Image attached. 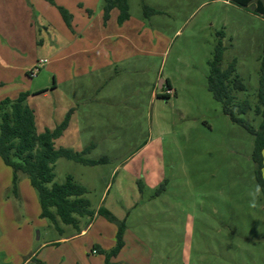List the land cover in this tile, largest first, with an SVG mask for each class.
Masks as SVG:
<instances>
[{
    "label": "rangeland",
    "instance_id": "374dc122",
    "mask_svg": "<svg viewBox=\"0 0 264 264\" xmlns=\"http://www.w3.org/2000/svg\"><path fill=\"white\" fill-rule=\"evenodd\" d=\"M256 1L128 0L130 17L120 24L117 8L105 19L106 0H0V102L28 93L39 133L71 112L55 148L93 144L87 157L108 159L55 163V181L71 175L95 211L78 227L60 222V232L34 214L31 197L25 216L0 158L10 172L0 170V264H105L119 224L98 215L100 207L125 224L111 264H264V193L256 208L248 196L259 184L255 138L208 90L221 41V69L235 62L246 87L236 101L254 108L264 52ZM244 118L261 121L253 110ZM24 179L39 206L23 174L18 191ZM30 238L38 249L28 251ZM44 242L58 244L39 248Z\"/></svg>",
    "mask_w": 264,
    "mask_h": 264
},
{
    "label": "trees",
    "instance_id": "16d2710c",
    "mask_svg": "<svg viewBox=\"0 0 264 264\" xmlns=\"http://www.w3.org/2000/svg\"><path fill=\"white\" fill-rule=\"evenodd\" d=\"M53 1V0H50ZM240 6H248L254 0H230ZM256 11L264 16V0H257ZM119 10L118 22L122 24L129 19L128 0H106L105 19L112 9ZM65 20H69V12L60 8ZM145 13H155L154 9L144 6ZM223 33L220 32L219 36ZM224 47L219 41L215 46L213 58L209 63L208 90L214 99L221 103L223 113L230 117L233 123L245 128L255 138L253 159L257 164V179L264 186L262 176L264 151V52L260 58V83L254 108L248 100L236 101L235 94L246 90L245 85L236 73L235 62L225 70L221 69ZM31 75V74H29ZM170 86V84H169ZM28 93H22L17 99L6 98L0 102V158L13 171V191L17 196L20 175L28 177L32 187L37 191L41 207V218L49 219L55 228L61 232L60 222L78 227L79 218H94L95 211L90 208V201L84 196L88 189L78 184L69 175L63 183L55 181L54 165L60 158H65L85 166H95L106 163V157L98 160L87 155L95 147L91 144L84 151L78 152L70 148H55L54 140L60 137L68 126L70 114L54 130L45 129L39 133L36 126L34 110L25 105ZM253 110L260 117L258 127L246 120L244 116ZM98 215L104 216L110 222L119 224L117 246L106 254L105 264H111L109 259L119 253L124 246L123 234L125 224L117 219L105 207H100ZM36 264H46L33 259Z\"/></svg>",
    "mask_w": 264,
    "mask_h": 264
},
{
    "label": "crops",
    "instance_id": "0c3cea01",
    "mask_svg": "<svg viewBox=\"0 0 264 264\" xmlns=\"http://www.w3.org/2000/svg\"><path fill=\"white\" fill-rule=\"evenodd\" d=\"M56 89V84H54L52 87H51V90H55ZM37 125V124H36ZM6 166V165H5ZM8 167V166H7ZM0 170L1 171H5L6 173L8 172L10 174V172L8 171V169H3V167L1 166V163H0ZM30 181V180H29ZM9 187V185L7 186V188ZM29 197V198H28ZM30 197L32 198L33 200V205H34V214L36 216L40 215L41 214V208H40V205L38 206V202H37V199H36V196H35V193L32 191V189L29 187V183H28V180L24 179L22 181V183L20 184V191H19V194L17 196H15L16 198V204L20 205V207L23 208L24 210V213H25V216L26 217H30L29 216V213H30V209L28 210V205H29V201H31ZM7 198V202L10 203L9 201V198L8 196H6ZM20 199V201L18 202V200ZM81 234L84 233V231L80 232ZM41 237V236H40ZM41 239V238H39ZM30 241V245L28 246V251H33V249H38L36 247V244L33 243V238L29 239ZM53 244H58V243H53ZM53 244H50V242H44V244H42L40 247H42L43 245H53Z\"/></svg>",
    "mask_w": 264,
    "mask_h": 264
},
{
    "label": "clouds",
    "instance_id": "9594fccd",
    "mask_svg": "<svg viewBox=\"0 0 264 264\" xmlns=\"http://www.w3.org/2000/svg\"><path fill=\"white\" fill-rule=\"evenodd\" d=\"M158 132L161 135H171L170 129H158ZM262 193H264V186L260 184H256L254 188L248 192L250 207L256 208L258 206V202Z\"/></svg>",
    "mask_w": 264,
    "mask_h": 264
},
{
    "label": "built area",
    "instance_id": "2783aa9c",
    "mask_svg": "<svg viewBox=\"0 0 264 264\" xmlns=\"http://www.w3.org/2000/svg\"><path fill=\"white\" fill-rule=\"evenodd\" d=\"M36 73H37V70H36V71L33 70V71H31L30 74H31V76H33V75H35Z\"/></svg>",
    "mask_w": 264,
    "mask_h": 264
}]
</instances>
